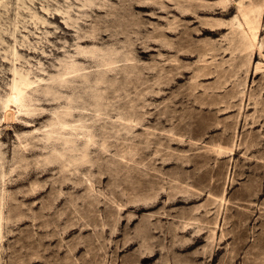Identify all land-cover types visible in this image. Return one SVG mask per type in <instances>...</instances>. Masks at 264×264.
<instances>
[{"label": "rangeland", "instance_id": "rangeland-1", "mask_svg": "<svg viewBox=\"0 0 264 264\" xmlns=\"http://www.w3.org/2000/svg\"><path fill=\"white\" fill-rule=\"evenodd\" d=\"M234 3L0 0V264H264V8L250 54ZM100 58V109L51 79ZM14 66L52 88L5 121ZM67 106L85 128L65 147L93 142L64 168L43 157L63 151L46 131Z\"/></svg>", "mask_w": 264, "mask_h": 264}, {"label": "bare ground", "instance_id": "bare-ground-1", "mask_svg": "<svg viewBox=\"0 0 264 264\" xmlns=\"http://www.w3.org/2000/svg\"><path fill=\"white\" fill-rule=\"evenodd\" d=\"M235 1V5H237L239 14L241 17H235V25L232 26V39L231 42L234 44V49H239L243 52L249 51L250 54L257 43V35L260 28V20L263 12V3H256L253 0H225ZM191 6L194 5V2H189ZM184 15H189V12L186 10H181ZM238 13V12H237ZM232 22V20H231ZM221 22H215V24H211L212 26H217L215 29H210L213 32L220 30L222 28ZM232 24V23H231ZM14 36V34H13ZM25 36V35H24ZM15 39V38H14ZM83 51H87L82 49ZM93 55L95 51H92ZM15 54V51L14 53ZM15 56H17L15 54ZM22 57V56H21ZM102 62H99L97 66L103 65L105 68L102 71H86L84 70V66L77 61L71 60L69 63L62 66V72L59 73L58 76H51V79L54 80L58 85L64 86L69 85L77 80L81 81V84L84 85L87 92H89V98H91L96 106L100 109L102 104V100L105 99L103 90H100L97 86L99 84L105 83V72L110 68L111 61L100 58ZM251 57H248V63H250ZM20 60V59H19ZM112 70H115L113 68ZM257 68H255V71ZM13 71V79L10 85V94L9 96L1 102V105L4 109L3 120L10 121L16 117L17 114H29L31 111L29 102L32 100V93L34 92H49L52 88L51 86L41 87L40 82L45 81V79L38 78L33 79L29 72H22L21 69H18L16 66L12 69ZM100 90V91H99ZM82 95H75L73 98H69V102L73 103L76 100H80ZM104 106V105H103ZM71 106H67L66 110L57 116V118L51 122L49 129L46 131V139L60 140L62 143V150H58L56 146L53 144L51 147V151L44 155L43 160L44 163H61L62 167L65 168L66 165H70L69 162H65V154L64 150L73 151L77 148V145L74 148L67 149L65 146H69L73 144L71 135H75V132L78 129L85 128L84 125H80L77 127L76 123L67 122L63 119L64 116L71 115L70 111ZM118 118L123 119L126 122L127 128L132 127V116L123 117L119 116ZM69 133V134H68ZM91 135V133H90ZM88 140L82 142L84 145L82 148H77L80 151L81 158L85 159L88 156V147L91 142H93L89 137V134L86 135ZM71 138V139H70ZM76 140V139H74ZM77 141V140H76ZM103 148L106 149L107 146L103 143ZM26 148V146L24 147ZM79 158H74V161ZM2 160L0 156V161ZM2 165L0 164V239H1V230L2 224L5 219V215L3 213L4 207V184L7 182L5 179L6 173L1 170ZM14 168L10 170L13 172ZM6 194V193H5Z\"/></svg>", "mask_w": 264, "mask_h": 264}]
</instances>
